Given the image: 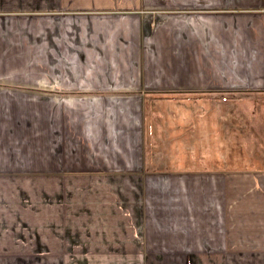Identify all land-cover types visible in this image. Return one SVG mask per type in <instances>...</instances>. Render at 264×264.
Segmentation results:
<instances>
[{"label":"crops","instance_id":"1","mask_svg":"<svg viewBox=\"0 0 264 264\" xmlns=\"http://www.w3.org/2000/svg\"><path fill=\"white\" fill-rule=\"evenodd\" d=\"M260 92L264 0H0V264H264V165L143 154Z\"/></svg>","mask_w":264,"mask_h":264},{"label":"rangeland","instance_id":"2","mask_svg":"<svg viewBox=\"0 0 264 264\" xmlns=\"http://www.w3.org/2000/svg\"><path fill=\"white\" fill-rule=\"evenodd\" d=\"M264 93H259L258 95ZM254 103H227L221 104L226 108V114L221 118V127H230V130H221L220 135H203V130H182L185 125H191L189 117L178 120H165L170 126L165 130H158L156 135H152L150 145L143 141V154L148 157L153 149L151 157L153 162H146V166L154 167L158 170L186 167L189 171H204L209 165L218 162L222 166L238 167L235 170H244L252 164L260 163L264 165V98L258 97ZM177 107V118L182 117V113L191 112L187 110L185 101ZM175 106L176 103H171ZM202 107L205 104L197 103ZM184 107V108H182ZM195 113V126L210 123L204 112ZM225 116V117H224ZM185 117V114H183ZM177 122V123H176ZM180 122V124H179ZM216 122V124H215ZM210 126H218V120H211ZM237 126V127H236ZM200 128V127H199ZM245 129V130H243ZM174 130L175 136L170 137V132ZM209 130V127L208 129ZM218 130V129H215ZM156 133V130H155ZM149 153V154H148ZM143 156V155H142ZM153 163V164H151ZM258 165V164H257ZM227 170V169H225Z\"/></svg>","mask_w":264,"mask_h":264}]
</instances>
